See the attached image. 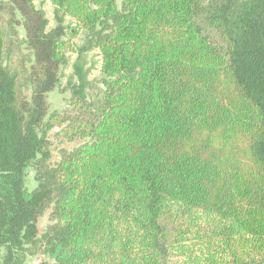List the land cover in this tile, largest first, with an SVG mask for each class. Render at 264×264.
<instances>
[{
    "label": "trees",
    "instance_id": "trees-1",
    "mask_svg": "<svg viewBox=\"0 0 264 264\" xmlns=\"http://www.w3.org/2000/svg\"><path fill=\"white\" fill-rule=\"evenodd\" d=\"M47 1L0 0V264H264V0Z\"/></svg>",
    "mask_w": 264,
    "mask_h": 264
},
{
    "label": "rangeland",
    "instance_id": "rangeland-1",
    "mask_svg": "<svg viewBox=\"0 0 264 264\" xmlns=\"http://www.w3.org/2000/svg\"><path fill=\"white\" fill-rule=\"evenodd\" d=\"M36 4L45 8V10L48 12L49 16L52 15L53 7L47 0H35ZM74 57L72 56L69 63L65 66L63 70V79L62 84L66 83L67 77L72 72V64L74 61ZM81 62L84 64L85 68L88 70L90 76H96L98 75V66H99V56L96 51H91L86 54H84L81 58ZM47 103H48V111L57 110L60 111L63 108L64 101L63 97L64 94L60 93L57 88H54L47 92ZM35 185V182L31 176L27 178V186L29 189H32ZM46 222L45 216L40 218L39 220V228L42 230L43 225ZM35 261V260H34Z\"/></svg>",
    "mask_w": 264,
    "mask_h": 264
}]
</instances>
